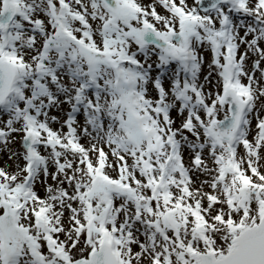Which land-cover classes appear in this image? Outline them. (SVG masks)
Wrapping results in <instances>:
<instances>
[{
  "label": "snow or ice",
  "instance_id": "1",
  "mask_svg": "<svg viewBox=\"0 0 264 264\" xmlns=\"http://www.w3.org/2000/svg\"><path fill=\"white\" fill-rule=\"evenodd\" d=\"M0 264H264V0H0Z\"/></svg>",
  "mask_w": 264,
  "mask_h": 264
}]
</instances>
